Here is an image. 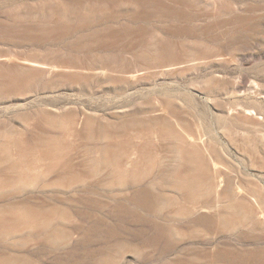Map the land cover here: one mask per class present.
Masks as SVG:
<instances>
[{
    "label": "rangeland",
    "instance_id": "374dc122",
    "mask_svg": "<svg viewBox=\"0 0 264 264\" xmlns=\"http://www.w3.org/2000/svg\"><path fill=\"white\" fill-rule=\"evenodd\" d=\"M0 264H264V0H0Z\"/></svg>",
    "mask_w": 264,
    "mask_h": 264
}]
</instances>
